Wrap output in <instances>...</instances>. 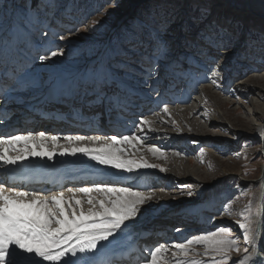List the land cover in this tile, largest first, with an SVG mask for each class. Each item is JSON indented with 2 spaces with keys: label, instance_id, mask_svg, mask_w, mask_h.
Instances as JSON below:
<instances>
[{
  "label": "bare ground",
  "instance_id": "obj_1",
  "mask_svg": "<svg viewBox=\"0 0 264 264\" xmlns=\"http://www.w3.org/2000/svg\"><path fill=\"white\" fill-rule=\"evenodd\" d=\"M39 1L46 8L43 14H48L49 16L46 19L49 20L53 8L50 7L48 0ZM246 1V4L249 5L251 10L253 8L264 10V0ZM223 2L226 4L225 8H229L230 0H223ZM226 11L222 13L224 16L222 15V18L220 17L219 19H226ZM67 13H69V8L62 9L57 14V17L52 20L53 27H55V22H59V17L62 15L65 18ZM27 16L30 17V15ZM27 16L23 14L16 15L13 11L8 16V19H6L7 21L0 20V23L2 22V25L0 24L2 26L0 27V64L5 62L3 60L4 58L7 61L5 67L2 69V74L9 69L10 63H12V67L18 64H26L24 70L17 75L13 87L17 88L15 93L19 95V99L24 105L19 110H14V112H21V114L15 113L18 116L24 113L31 115L29 111L31 107L29 104H33L37 99L36 97H32V95L39 93L38 98L43 96L40 92L45 88H43L44 82L60 78L61 74H63L61 69L53 68L47 65L46 61L36 59L37 53L39 52V54H43V51L47 50L50 54L51 50H58L57 48L60 47V43L57 39L53 40L51 37L52 34L48 35L46 33L49 32V28H44L47 27L45 23L38 24L39 26L37 28H35V25L24 23L23 21H27ZM42 21L45 20H41L40 22ZM30 27L35 28L32 34L35 32L39 33L40 29L45 30L41 35H38L37 39H32L31 36L30 38L25 34V31H28L27 28ZM221 29L224 31L226 28ZM171 38L172 36L169 37V39ZM220 40L217 45L216 43L213 45L211 55L206 50L202 49L200 51L197 48L194 49V52L187 54V51L184 52L181 50L180 42L175 46L174 44L172 45V41H169L172 48V55L170 59L161 58L157 61L159 66L157 68L158 75L156 79L160 81V84L155 90L152 87L145 86L144 81L146 77H144L141 71H138L139 68L137 66H133L123 73L131 81L125 80L122 76L120 77L115 87L122 95L125 106L118 108L119 112H124V115L121 118L117 116L116 119H113L115 120V125H110V119L104 118L103 114H101L97 118V122L100 121L99 124L104 128L102 130L94 127L92 121L91 123H81V125H84L80 127L81 130L78 127L69 128V130L74 132V135L109 136L115 134L113 132L114 130L123 132L122 135H128L129 133L141 135L137 127L138 122L143 119H147L150 122L149 125L145 126L146 134L144 135L142 143L133 141L131 144L122 145L125 152L121 158L132 159L137 161V163L146 161L157 167L142 169L134 167L131 173L111 168L110 174L112 177L107 178V176L99 182L90 181L87 186H83L82 182H79L67 187H93L96 184H106L115 187H131L133 190L144 192L146 195L153 197L151 201L141 206L140 212L134 220L127 222L132 225V227L127 229L130 235L121 244H125L131 239H139L141 241L142 236L147 235L149 232L153 236L151 238H143V240L145 243H148L147 246H151L152 248L156 242L167 244L187 243V240L190 238L210 235L208 233L222 223L223 219L220 220L219 218L216 224H210V216H208L206 209V202L208 201V191H206L209 185L208 180L214 179L218 174H222V177H228L227 175H230L237 179H243L241 174L243 171L240 169L238 172H234V168L242 166L247 161V158H240L239 156L243 154V150L247 151L246 147H249L248 142L252 141L256 143L257 141H261L263 144L260 146L264 154V105L257 106L260 100L264 101V80L260 82V85L249 84L247 80L234 82V77L240 76L236 75L238 73L236 70L237 61L234 53H225L223 55L218 52L219 44L221 43ZM182 42L185 44L186 40L183 39ZM71 43L73 42L71 41L67 44L70 45ZM192 45L194 44L191 43ZM41 49L43 50L41 51ZM149 51L150 47L145 52L148 53ZM101 52L102 54L96 60H92V62L91 60H84L81 66L75 67L74 70L67 74L66 79L73 77L76 82L74 92L80 90H78L79 82L80 84L86 82V77L83 72L88 68L92 70L91 67L93 64H97L103 54H111L113 52L111 42L105 45ZM185 54L186 56L189 55L187 69L182 68L180 66L181 63L179 66L172 63L176 59L181 62V56L184 57ZM213 54H216L218 57ZM219 62L222 64V72L219 71L220 69L218 70L219 65L216 66ZM196 65L198 66V71L196 70ZM191 66L194 67L193 71L189 70ZM255 69L257 71L259 70V68ZM230 71L231 73H228ZM230 74L233 75L231 76ZM179 75H182V78ZM254 76L263 77L264 74ZM41 80L43 82L35 86ZM181 82L182 85L184 84V87L183 89L180 88L181 91L179 92L178 87H182L180 86ZM149 83H152V81H149ZM157 89V94H155ZM247 97H251L249 99L251 102L248 103V106L244 103ZM66 98H69V96H66ZM66 102V100L60 98L58 103L50 106L44 105L39 107L35 105L34 110L38 111L40 115L45 114V112H51L53 114L58 112L64 113L66 114L65 119L71 121L73 107H67ZM232 105H234V108ZM5 107L6 104L0 99V111ZM164 107L168 108V113L163 111ZM229 107L234 110V113L241 109L248 111V113H244L242 119L237 120L231 116L233 115L229 112L231 110H227ZM252 107L253 112L250 111ZM255 108H259L260 113H255ZM11 110L13 111L12 108ZM77 125H80V123H77ZM120 125H122V128ZM45 126L42 123L38 127L43 130L45 129L47 132H52L51 128H45ZM149 127L155 129V131H148ZM225 134L233 136L234 140L233 138L226 137ZM47 135L50 136V134ZM60 143L63 144L64 141L62 140ZM221 145L225 146L227 152L230 153V157L226 160H222L219 157ZM51 147H49V150H51ZM241 147L242 152L239 151ZM153 148H157L159 151L154 153ZM204 153L208 154L206 163L210 165L209 167L214 166V168H211V171H213L211 173H207L208 171L205 172L204 166L202 167ZM11 154L14 155L15 153ZM70 157L57 155L54 160ZM76 157L86 158L82 154H78ZM31 160L36 163L50 162L46 158L44 160H40L39 158H33ZM195 162L199 166H196ZM160 169H164V171ZM99 174H103V172L99 171ZM120 178H124V180ZM185 184H188L190 187L187 190H180V187H183ZM250 184L261 187L259 193V209L256 214L254 213L251 216V221L255 242L259 250L264 252V230H260L264 226V170L262 172V178L255 181H248L243 186ZM18 185L25 189L24 184L18 183ZM67 188L64 189L66 198L71 196V193L66 191ZM33 190L48 192L43 187H34ZM189 193L195 194L191 200L195 199L199 201L204 212L203 214H199L198 221L200 222L198 225L195 224V220L194 223H188L184 218L179 216L182 210V202L190 201L187 200L188 198L185 199V197L190 196ZM92 195L98 199L102 198L101 194L95 192ZM77 198L85 201L87 199L79 194ZM211 204L209 203V206ZM88 207L85 202V210ZM194 208L197 210L199 205ZM195 219L197 220L198 218L195 217ZM226 221L229 224L235 223L232 219H227ZM176 229H179V231ZM200 246L193 245L191 248L196 249ZM198 250L201 251L200 249ZM173 251L176 250L172 249L165 253V255L172 258ZM143 253L145 256H148L149 250H143ZM242 257L243 255L240 256V258ZM181 258L184 259L182 256L177 257V259ZM250 264H253V262H250Z\"/></svg>",
  "mask_w": 264,
  "mask_h": 264
},
{
  "label": "snow or ice",
  "instance_id": "obj_2",
  "mask_svg": "<svg viewBox=\"0 0 264 264\" xmlns=\"http://www.w3.org/2000/svg\"><path fill=\"white\" fill-rule=\"evenodd\" d=\"M95 23V22H93ZM203 23V22H201ZM166 31V29L164 30ZM199 37L200 45L209 55L213 52V44L220 39V33L210 23L203 24ZM139 33L133 31V38L122 44L118 51L101 56L92 71L91 77L80 86L74 97L78 102L81 96L86 103L100 109L101 113L123 108L125 101L115 85L121 75L133 66H137L146 77V87L154 90L160 81L156 79L157 61L171 58L172 48L161 29L150 35V52L146 53L143 41L136 39ZM61 35L59 39H64ZM63 55L57 50L37 53L36 59L47 61ZM172 63L179 66L178 59ZM171 66V65H169ZM152 81V83H149ZM215 83V81H213ZM163 111L168 113V108ZM150 122L140 120L137 127L141 135L109 136L100 135H47L11 134L0 137V167L5 171L23 165L25 161L39 158L53 161L61 157H84L99 165L131 173L133 168H155L156 165L146 161L137 163L132 159H122L125 149L122 145L133 141L142 143L145 126ZM148 131H155L149 127ZM63 139L64 143H60ZM49 142L51 150H49ZM87 142V143H86ZM155 153L157 148L152 149ZM11 153H15L14 155ZM164 171V169H160ZM71 196L66 198L65 191L41 192L25 190L7 181H0V264H100L101 249L110 245H119L130 235L127 229L132 225L127 222L134 220L140 208L153 197L131 187H115L96 184L93 187H69L66 189ZM101 194L97 198L92 193ZM86 197V201L77 196ZM191 195V193H189ZM89 206L87 210L84 204ZM227 202L221 206L217 215H223ZM235 224L240 232L234 235V229L228 225H217L210 235L196 236L187 243H159L149 249V255L143 257L142 264H168L165 253L172 249L171 264H264V252L260 251L253 235L251 217L242 214ZM179 231V229H176ZM260 230H264V226ZM247 245L243 249L241 259L233 260L232 253H240V241ZM193 245H201L203 253L196 252ZM190 254L207 257V261L187 259ZM184 259H177V257Z\"/></svg>",
  "mask_w": 264,
  "mask_h": 264
},
{
  "label": "rangeland",
  "instance_id": "obj_3",
  "mask_svg": "<svg viewBox=\"0 0 264 264\" xmlns=\"http://www.w3.org/2000/svg\"><path fill=\"white\" fill-rule=\"evenodd\" d=\"M48 2L50 7L53 8L49 20L46 19L49 15L43 14L46 8H44L39 0H0V20L5 21L14 11L16 15H30V17H26L27 21L23 22L35 25V28L39 26L38 24L45 23L47 27L44 28H49V32L46 33L48 35L52 34L53 40L57 39L60 43L57 51L65 52L63 55L50 58L46 61L47 65L63 71L61 77H66L75 67L81 66L84 60H91V62L92 60H96L102 54L103 47L108 45L109 42H111L112 51H118L122 44L133 38V31L139 33L135 38L143 41L142 48L145 51H148L149 48L151 38L149 33L154 36L155 30L158 28L162 30V34L167 41H172V45L177 46L178 42H180L181 50L187 51V54L194 52L196 48L201 51L202 47L199 41V37L202 35L201 27L203 24L210 23L220 33L221 40H219L221 43L219 44L218 52L223 55L225 53H234L237 61L236 70L238 71L236 75H240L239 77H234V82L247 80L249 84L260 85V82L264 80V76L253 77V75L264 74V10L256 8L251 10L249 5L246 4V0H230L229 8H225L226 4H224L223 0H48ZM223 5L225 6L222 7ZM64 8H69V13L65 15V18L61 15L59 22H55V27H53L52 20ZM225 11L227 12L226 19H219ZM41 20L45 21L40 22ZM1 25L0 27H2ZM35 28H27L28 31H25L27 37L31 36ZM221 28L226 29L223 31ZM45 29H40V33H37V35H41ZM165 29L166 31H164ZM30 30L31 32H29ZM37 35L36 37H32V39H37ZM61 35H64L65 38L59 39ZM171 36L172 38L169 39ZM183 39L186 40L185 44L182 42ZM219 40L216 42V45L219 43ZM71 41L73 43L68 45L67 43ZM191 43L194 45L191 46ZM213 55L217 56L216 54ZM188 59L189 55L186 56L185 54L184 57L181 56L182 61L180 62V66L182 68H188ZM95 65L93 64L91 67L92 70L88 68L83 72V74H87L89 71L88 76H85L87 77L86 79L92 75ZM217 65H219L218 70L220 69L219 71L222 72V64L219 62ZM193 68L191 66L189 70L193 71ZM196 68L198 71L197 65ZM255 68H259V70L257 71ZM138 71L140 70L138 69ZM228 73H231V71ZM121 76L125 80L131 81L128 77H125L126 75L123 74ZM61 77L49 80L48 82L45 81L43 88L48 83L61 79ZM179 77L182 78V75H179ZM41 82L43 80L39 81L35 86ZM180 86L182 87H178L179 92L183 89L184 84L182 85L181 82ZM157 91L158 89L155 94H157ZM250 98L247 97V100H244L245 105L248 106V103L251 102ZM248 100L249 102H247ZM261 104L264 105V101L260 100L257 106L259 107ZM232 106L234 108V105ZM227 110H231L229 111L233 114L231 116L237 120H241L243 114L248 113L244 109L234 113L231 107ZM254 110L255 113H260L259 108H255ZM250 111L253 112V107ZM225 135L228 138H233V136H228V134ZM262 144L261 141H257L256 143L252 141L248 142L249 147H246L247 151L243 150V154L239 156L240 158H247V161L243 164L240 161L242 166L235 167L234 172H238L241 169L243 171L241 173L243 179H237L230 175L222 177V174H218L214 179L208 180L206 209L208 216H210V224H216L219 218L220 220L223 219V222L219 225H228L233 228L235 236L240 235L238 226L235 223L229 224L226 220L232 219L236 221L237 219H242V214H247L251 217L259 209L261 187L255 184L248 186H243V184L262 178L264 170V154L260 146ZM241 150L242 147L239 151ZM203 155L202 167L204 166V171H208L207 173L213 172L211 168H214V166L209 167L210 165L206 163L208 154L204 153ZM221 155L223 156L221 157ZM219 157L222 160L230 157V153L227 152V149L223 145H221ZM195 165L199 166L196 162ZM229 170L232 171L231 169ZM188 187L190 186L185 184L183 187H180V190H187ZM194 195L191 194L185 197V199L188 198L187 200L190 201L182 202V210L179 216L184 218L188 223H194L195 220V224L198 225L200 222L198 221L199 214H203L204 212L199 201L195 199L191 200L194 198ZM225 202H227V209L223 214L224 217L217 215V212ZM209 203L212 204L209 206ZM198 205L199 208L196 210L194 207ZM198 211L199 213L197 214ZM195 217L198 219L196 220ZM245 247L247 245L241 240V251L239 254L233 252L232 259H241L240 256L244 255L243 249ZM195 251L203 253L204 248L200 246ZM165 256L168 264H171L173 257ZM187 259L208 260L207 257H203L202 255L195 256L193 254H190ZM161 264H164L163 259L161 260Z\"/></svg>",
  "mask_w": 264,
  "mask_h": 264
}]
</instances>
